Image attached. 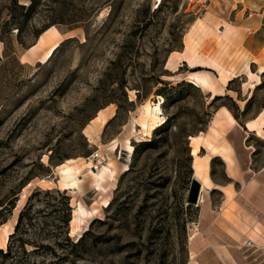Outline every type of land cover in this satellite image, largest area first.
<instances>
[{
    "label": "rangeland",
    "instance_id": "1",
    "mask_svg": "<svg viewBox=\"0 0 264 264\" xmlns=\"http://www.w3.org/2000/svg\"><path fill=\"white\" fill-rule=\"evenodd\" d=\"M33 2L0 0V248L23 211L11 240L23 264H190L198 207L186 202L189 137L234 98L241 117L264 105V0ZM50 27L51 42L32 52ZM193 73L213 87L189 82ZM149 102L163 119L145 135ZM96 154L113 160L102 191L86 165ZM66 164L76 189L61 187ZM78 205L91 213L73 233Z\"/></svg>",
    "mask_w": 264,
    "mask_h": 264
},
{
    "label": "crops",
    "instance_id": "2",
    "mask_svg": "<svg viewBox=\"0 0 264 264\" xmlns=\"http://www.w3.org/2000/svg\"><path fill=\"white\" fill-rule=\"evenodd\" d=\"M257 84L246 88L247 99ZM237 100L213 111L198 159L192 156L193 175L198 164L206 189L197 204V231L188 240L190 264H264V148L251 143L264 144V105L241 117Z\"/></svg>",
    "mask_w": 264,
    "mask_h": 264
},
{
    "label": "bare ground",
    "instance_id": "3",
    "mask_svg": "<svg viewBox=\"0 0 264 264\" xmlns=\"http://www.w3.org/2000/svg\"><path fill=\"white\" fill-rule=\"evenodd\" d=\"M198 28H200V25L198 26ZM55 34H56V30L52 27L44 30L40 34V36L38 37V41H37L36 45L31 47L32 52H37L42 46H44L45 44H49L51 42L53 36H55ZM56 47H57V44L52 43L49 46V48L47 49V51L44 53V58L45 59L49 58L52 55V53L54 52V50L56 49ZM194 49H195V46H194V44H192V41L187 42L186 51L188 52L190 57H193V60H188L189 68L194 67L193 63L198 60V58L195 57L196 54L194 53ZM219 72H220V79L223 81V83H225L228 79V76L230 75L229 72L227 70H225L224 68H220ZM248 73L251 74V72H248ZM187 78H188L189 82H191L192 84H194L197 87L204 88V89L213 87L210 80H209V77L207 75L193 73V74H190ZM143 114H144V120L141 122L140 125L142 128V132L146 135V134H149V132L152 129H154L156 126H158L162 123L161 121H162L163 117L161 116L162 113H161V109H160L159 104H154V103H150V102L146 103L144 105ZM95 120H98L101 123V125H103L106 121V117H105V115H103L102 113L99 112V114L97 115ZM249 125H251V124H249ZM201 136L202 135L200 133L199 135L189 137V141H190L189 145L191 148L190 153H191V156H193L195 161L198 159L197 153H198L199 143L201 141ZM128 149H129V153H130L131 148L129 146H128ZM92 158H93V155L88 157L87 161H86V165L88 167V172L93 178L94 189L96 191H102L104 189V187H103L104 175L107 171L111 172L110 167L112 166L113 160H112V157H110V156H108L106 158L101 156V157H99L98 162L95 163V161L92 160ZM193 177L195 179H197L198 181H200L202 190H204V188L206 189V184L204 183V179L201 178L200 174H199V165L198 164L196 166V174H194ZM59 182H60L61 187L63 189H69V190L76 189L79 186V176L76 175V173L73 172V170H70V166H68L66 164L65 167L62 168V172H61V175L59 178ZM200 201H201V197L199 196L198 202H200ZM90 213L91 212L86 211L85 209L81 208L79 205L73 209L72 217H71V223L73 225V228H72L73 233L78 231V229L82 225V223H81L82 217L81 216L82 215L88 216ZM11 233L12 232H9L8 234H11ZM188 239H190V238H188Z\"/></svg>",
    "mask_w": 264,
    "mask_h": 264
},
{
    "label": "trees",
    "instance_id": "4",
    "mask_svg": "<svg viewBox=\"0 0 264 264\" xmlns=\"http://www.w3.org/2000/svg\"><path fill=\"white\" fill-rule=\"evenodd\" d=\"M33 3H34L33 0H30V3L28 4V9H30L33 6ZM21 7L23 8L24 6H21ZM66 207L69 210V207L67 206V204H66ZM23 218H24V212L21 211L14 225L13 232L9 234L8 236L6 248L5 249L0 248V264H6L7 262H9V264H23L24 263L23 257L18 255L16 251L13 250L12 245H11V240L17 235V232L19 231V227L23 221ZM68 221H69V212L62 218V223L64 225H67ZM16 240L20 242L19 248L22 250L23 249L22 239L18 238ZM72 244L75 245L77 244V242H74ZM39 246L49 248V246L47 247V245H44V244H40Z\"/></svg>",
    "mask_w": 264,
    "mask_h": 264
},
{
    "label": "water",
    "instance_id": "5",
    "mask_svg": "<svg viewBox=\"0 0 264 264\" xmlns=\"http://www.w3.org/2000/svg\"><path fill=\"white\" fill-rule=\"evenodd\" d=\"M200 194L201 184L197 179L192 177L190 180L189 189L186 197L187 204L197 205Z\"/></svg>",
    "mask_w": 264,
    "mask_h": 264
},
{
    "label": "built area",
    "instance_id": "6",
    "mask_svg": "<svg viewBox=\"0 0 264 264\" xmlns=\"http://www.w3.org/2000/svg\"><path fill=\"white\" fill-rule=\"evenodd\" d=\"M97 157L99 158L98 154H96V155L93 157V158H94V160H95V163H97V162H98V160H97L98 158H97Z\"/></svg>",
    "mask_w": 264,
    "mask_h": 264
}]
</instances>
